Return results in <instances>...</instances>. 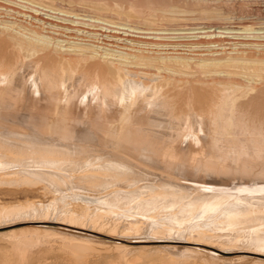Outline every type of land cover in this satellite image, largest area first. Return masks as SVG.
Returning a JSON list of instances; mask_svg holds the SVG:
<instances>
[{
	"label": "bare ground",
	"instance_id": "6f19581e",
	"mask_svg": "<svg viewBox=\"0 0 264 264\" xmlns=\"http://www.w3.org/2000/svg\"><path fill=\"white\" fill-rule=\"evenodd\" d=\"M30 1L0 0V185L69 191L81 201L97 191L106 204L98 222L126 216L112 228L186 231L194 240L185 242L204 245L236 237L229 224L253 222L258 232L247 240L264 248V105L254 109L250 94L257 83L214 79L194 104L178 90L185 49L167 33ZM204 40L207 55L219 52L221 43ZM199 50L188 54L206 55ZM253 61L264 67V58ZM23 208L2 207L0 219Z\"/></svg>",
	"mask_w": 264,
	"mask_h": 264
},
{
	"label": "rangeland",
	"instance_id": "374dc122",
	"mask_svg": "<svg viewBox=\"0 0 264 264\" xmlns=\"http://www.w3.org/2000/svg\"><path fill=\"white\" fill-rule=\"evenodd\" d=\"M31 1L32 5L40 7H44V4H54L55 11L69 10L68 13L73 18L79 15L76 18L82 17L81 19L84 20L87 18L89 21L98 19L97 22L100 23L112 22L111 24L125 28H135V31L150 30L162 34L167 33L165 35L169 36L164 38L166 41L174 40L178 42L179 47L183 46L182 49H185L178 50L184 54H178L177 69L178 79H184L186 85L178 83V90H185V98L188 97L187 99L194 104L199 98L198 93L202 97L212 91V89L208 90L210 89L208 87L213 88L214 79H228L232 87L246 89L252 88L257 83L258 87L253 88L250 93L254 98L252 107L255 109L259 105H264V99H259V96L264 97V67H261L260 64L257 66L253 61L254 58L261 60L264 58V0ZM204 39L207 42L218 41L215 44L221 43L219 52L207 55L206 53L213 51L206 50V48L200 49ZM186 49H189V52ZM195 50L206 55L192 58L196 55L192 54V52L196 53ZM188 53H191L192 56ZM208 58L209 60H207ZM202 81L205 82L202 83ZM192 86H196V89ZM255 96L258 97L255 98ZM98 194L97 191L91 193L95 200L89 196L85 201H81L77 198L71 199L73 196L69 191H55L54 193L41 187L28 189L0 185V208H8L12 205L25 208L5 216L7 218L2 216L3 218L0 219V264H81L85 260L82 264H264V248H257L254 246L255 244L247 240L250 234L258 232L257 225L253 222H246L243 225L236 224L237 226L227 225L228 227L224 228L227 232H231L233 229L239 230V232L236 231L234 238L227 237L230 238L229 240L219 239L217 246L208 243V245H204L185 242L184 238H191L190 241L193 239L186 231L177 235L170 234V236L164 234L163 237H158L162 236L159 233H152V235L146 232L124 233L123 231L126 230L124 226L118 228L117 231L112 228L114 224L111 225V222L123 221L128 218L126 216V218L121 216L120 219L113 220L114 216L112 218L111 215H107L108 217L103 218L105 225L98 222L100 217L95 214L99 213L98 209L103 210L102 208L106 205L102 204L98 198L97 201ZM51 200L53 201L50 202ZM72 209L74 210L72 211ZM83 212H87V215H81ZM69 215L73 216V219H69ZM90 215L92 218L88 217ZM108 219H112L110 223ZM93 225H98V228L94 229ZM165 235L166 238H164ZM242 240L244 241L241 242ZM74 247L80 249L77 262H74L76 260L71 254L74 253ZM81 252H86L87 256ZM80 257L84 258H81L83 261L80 260Z\"/></svg>",
	"mask_w": 264,
	"mask_h": 264
}]
</instances>
